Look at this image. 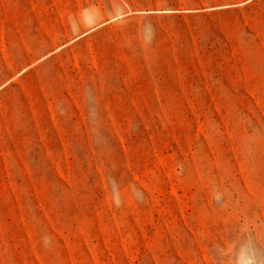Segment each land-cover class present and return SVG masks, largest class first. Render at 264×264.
<instances>
[{
    "label": "rangeland",
    "instance_id": "374dc122",
    "mask_svg": "<svg viewBox=\"0 0 264 264\" xmlns=\"http://www.w3.org/2000/svg\"><path fill=\"white\" fill-rule=\"evenodd\" d=\"M0 264H264V0H0Z\"/></svg>",
    "mask_w": 264,
    "mask_h": 264
}]
</instances>
